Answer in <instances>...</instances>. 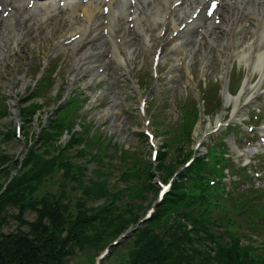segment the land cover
<instances>
[{
	"label": "rangeland",
	"instance_id": "obj_1",
	"mask_svg": "<svg viewBox=\"0 0 264 264\" xmlns=\"http://www.w3.org/2000/svg\"><path fill=\"white\" fill-rule=\"evenodd\" d=\"M60 15L52 16L59 18V23H54L53 19H49V21H43L40 26H36L34 21L25 31L22 41L16 44L11 41L9 50L3 47L0 49V164L13 157L21 160L28 150L27 141L33 140L42 127L47 126L49 118L54 117L62 95L68 97L75 91L80 93L83 101L80 116L72 132L82 129L79 126L80 122L91 121L100 125L101 130L107 132L110 138L120 141L122 144L119 149L130 147L131 151L139 153L140 158L149 161V144L140 135L144 123L138 111L140 95L128 83V72L137 78L141 92L148 94V113L152 117V129L157 135L160 149L165 141L171 142L168 147V160L176 156L177 143L171 140L174 138L175 131L179 134L184 114H186L185 108L198 110L196 111V123L191 130V138L186 139L184 143L186 150L192 149L201 135L213 128L218 118L222 116L230 120L235 131L247 138H250L253 132H259L262 125L259 122L255 123L256 121L251 117L253 114H264V106L260 101L264 94V80L256 96L245 103L238 116H234V103L226 101V94L234 97L239 94L251 72L245 61L230 54V50L235 47L228 40V32L222 34L218 43L216 45L213 43V47L208 38H205L201 46L192 47L184 55L182 64L180 52L173 54L171 47L166 46L158 78L152 76V50L142 43L141 36L137 39L138 45L134 43L135 40H130V46L136 47L132 53V61H135L132 64L127 63L123 67L115 57L110 55L107 58L109 62L104 72H96L92 76L84 74L75 76L77 69L73 49L70 48L67 51L58 46L60 38H64L62 31L68 24L66 15L62 21ZM240 21L239 26H242L243 20ZM54 33L57 34L56 37ZM247 35L245 43L251 39V33ZM9 37V35L5 37V41L8 42ZM244 47L245 44H243ZM42 76L45 81L49 80L40 92V97H36L43 107L33 118L28 119V123L20 107L28 105L24 98ZM260 76V73L255 71L250 82L256 84ZM249 91L250 89L246 94ZM60 94H62L61 97ZM112 106H115V113L109 110ZM1 110L5 111L1 112ZM18 122L22 125V133L16 138L11 132ZM248 124H254L255 129L250 132ZM72 132L62 133L59 141L66 143L71 140ZM218 132L219 137L224 136L227 139L228 150L232 156L230 165H233L236 170L245 163L254 162L249 158L251 154L258 158L255 151L247 152L248 145L246 144L245 148H242L243 145L235 148L232 144V133L226 134L223 128H220ZM212 138L208 135L203 141L200 146L202 152L207 150L208 144L213 143ZM256 144L258 146V143ZM79 146L80 144L75 146L73 152ZM258 148L259 152L264 153V148L259 146ZM121 154L122 151L114 153L110 150L102 162L109 164L108 169L105 170L108 171L107 184L113 192L123 191L127 185L122 177L124 172L122 170L126 166L120 158ZM78 160L88 167L86 180L92 176L97 179L95 169L104 164H100L101 162L96 159L92 160L90 155ZM258 165L252 164L254 168L249 175L252 179L243 182L244 186L249 187L252 182L264 185V176L262 179L253 177L254 169H258ZM162 174L160 177L164 176ZM85 182L88 184L87 181ZM226 185L229 188L232 187L228 179ZM47 192L55 194L56 198L60 199V203L45 205L35 202L33 204V200L24 201L21 204L4 203L0 217V231L5 234L18 233L20 230H28L31 222L38 227L44 226V223H51L50 226L55 228L53 226L57 220L54 217L56 213L66 217L70 214L73 218H77L82 211L87 209L98 212L106 199L105 196L84 195L83 188L78 187L71 180H66L62 173L47 179L37 193L38 196H43ZM155 194V191L146 190L144 198L134 199L137 204L134 212L138 214L133 217L128 215L116 224L109 226L98 218L94 226L78 231L75 237H68L67 232H58L55 236V247H61L60 249L55 248V262L57 264H93L92 261L96 258L99 263L104 261V264H123L125 259H128V251L145 231L144 226L140 230L135 226V219L147 211L150 203L156 198ZM130 201L131 199L126 197L121 198L117 201V205L125 208ZM102 223L104 226L101 227ZM131 227H135V230L123 238H118ZM252 234L251 237L263 241L262 232ZM116 239L118 242L113 244ZM109 242L110 244L106 246ZM49 249L54 250L52 247Z\"/></svg>",
	"mask_w": 264,
	"mask_h": 264
},
{
	"label": "trees",
	"instance_id": "obj_2",
	"mask_svg": "<svg viewBox=\"0 0 264 264\" xmlns=\"http://www.w3.org/2000/svg\"><path fill=\"white\" fill-rule=\"evenodd\" d=\"M36 97L37 92L32 90L24 98L28 105L20 107L27 122L43 107ZM196 111L195 108L187 114L188 120L171 140L177 143L176 156L168 160L171 142H166V149L160 152L158 169L164 179L179 170L192 153L185 149L184 143L191 138ZM79 116L78 97H71L55 109L47 126L42 127L33 140L27 141L28 150L21 160L13 157L0 164V217L4 203L21 204L33 200V204H59L60 199L55 194L47 192L38 196L37 193L47 179L58 173L82 187L84 195L105 196L106 199L98 212L87 209L77 218L56 213L55 228L51 223L38 227L31 222L28 230L18 233L0 231V264H57L55 248L61 247H55L58 232H67L71 238L78 231L94 226L98 218L110 226L128 215L136 216L134 199L144 198L146 190L156 192L158 189L151 162L140 158L139 153L130 148L119 149L120 143L95 123L82 121L79 123L82 129L72 132ZM64 132H72V139L66 143L59 141ZM11 133L18 137L15 128ZM78 144L80 146L73 152ZM110 150L122 151L120 158L126 166L122 177L127 183L123 191L113 192L107 184L108 171L105 169L109 164L102 162ZM88 155L104 164L95 169L97 179L92 176L86 180L88 167L78 160ZM224 158V151L216 146L209 147L207 153L198 155L179 173L149 219L142 223L139 222L142 215L135 219V226L139 230L144 226L145 231L128 251V259L123 264H264V239L251 237L254 232L264 235V203L254 204L250 200L254 195L252 190L230 191L222 179L214 185L208 183L210 177H216L217 171L225 174L219 164ZM125 197L131 201L125 208L119 207L117 201ZM95 262L96 258L92 263Z\"/></svg>",
	"mask_w": 264,
	"mask_h": 264
},
{
	"label": "bare ground",
	"instance_id": "obj_3",
	"mask_svg": "<svg viewBox=\"0 0 264 264\" xmlns=\"http://www.w3.org/2000/svg\"><path fill=\"white\" fill-rule=\"evenodd\" d=\"M152 1L157 3L154 13L147 12ZM3 2L6 1L0 0V3ZM168 2L169 0H139L138 4L136 5V11L141 10V12L136 19L137 30L133 34H142L141 37L146 38L149 46L151 45V41L146 28L151 29L152 26L160 28L161 23L163 24L165 21L166 12L163 8L166 4L168 5ZM236 2L237 5L235 7L227 5L223 9L224 21L221 25L226 24V27L225 29L221 28V30L224 33L228 32L229 34L233 35L232 38L234 41V47L235 45H237L236 47H241L240 42L242 39L244 40L248 36V33H251L252 37L247 43L243 42L245 47L240 53H238V57H240L241 60L245 61L249 65L251 72L246 78L245 84L237 96L234 97L228 94L225 96L228 103L231 101L234 103L233 112L235 117L239 115L245 103L249 102L256 96L259 86L264 80V0H237ZM6 3L7 5H14V10L4 21L5 24L3 23L4 25L1 29L2 37H0V49L3 47L9 50V43L11 41H13L14 44L22 41L25 31L31 27L32 13L34 14V20H36V26L40 25L43 20H52L51 16L53 13H62V9L57 3L54 2L37 4L30 10H27L25 3L20 1H11ZM199 3L200 0H189L183 5L179 12L174 14L173 18L169 21L172 24L174 23V29L179 26L178 22L180 18L187 12L191 11V9H194ZM102 4V0H94L86 4H68L65 7V11H67L71 23V25L68 26L66 32H68V35L80 32L81 36L69 45H63L61 38L58 42V46L64 48L65 50H69L70 48L73 49V55L77 69V72L74 74L75 76H81L83 74L87 76L95 75L96 72L92 68L91 63L93 62L94 58L100 59V66L102 64L108 63L106 61V55L110 49L112 50V54L114 57H116L119 64L122 66L124 65V59H122V56L119 52L120 50L127 49V47L124 41L122 44H118L116 42L115 33L117 27L122 29V33H126V29H124L121 21L127 17L126 10L128 4L124 0H113L110 2L111 9L107 15L109 19L107 23L109 26V33L104 38H102V28L99 26V22L102 20L100 13ZM80 10L85 11L83 18H78V12ZM46 15L48 16L47 19ZM242 19L243 24L242 26H239L238 22H240ZM247 20L251 21V25L245 31L246 33L243 34L240 32V29L244 27V23ZM74 21L78 22L73 26L72 23ZM183 21L184 20L181 22ZM53 22L59 23L60 19L53 18ZM133 34L130 32L128 33L127 37ZM8 35H10L11 38L7 42L5 41V37ZM56 35L57 34L54 33V37H56ZM209 37L211 38V35H209ZM213 41L215 40H212V42ZM168 44L172 47L171 53L176 54L178 51H180L181 46L179 45L180 43L178 39H173L169 41ZM236 47L230 50L232 55H234ZM128 53H130L129 49ZM255 71H258L261 76L256 84H252L250 80ZM248 89H250V91L246 94ZM114 108L115 107H111L109 110L115 113Z\"/></svg>",
	"mask_w": 264,
	"mask_h": 264
},
{
	"label": "snow or ice",
	"instance_id": "obj_4",
	"mask_svg": "<svg viewBox=\"0 0 264 264\" xmlns=\"http://www.w3.org/2000/svg\"><path fill=\"white\" fill-rule=\"evenodd\" d=\"M213 8H215L217 5H216V0H213L212 2V5H211Z\"/></svg>",
	"mask_w": 264,
	"mask_h": 264
}]
</instances>
